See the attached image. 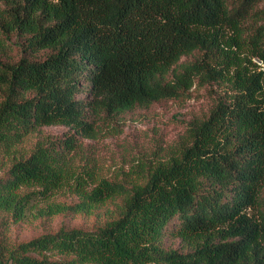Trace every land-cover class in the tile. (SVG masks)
Instances as JSON below:
<instances>
[{"label": "trees", "instance_id": "1", "mask_svg": "<svg viewBox=\"0 0 264 264\" xmlns=\"http://www.w3.org/2000/svg\"><path fill=\"white\" fill-rule=\"evenodd\" d=\"M263 3L0 0L2 221L119 201L104 226L5 246L0 264H264ZM195 83L220 93L179 148L140 181L102 177L84 141ZM51 126L66 130L18 150Z\"/></svg>", "mask_w": 264, "mask_h": 264}, {"label": "rangeland", "instance_id": "2", "mask_svg": "<svg viewBox=\"0 0 264 264\" xmlns=\"http://www.w3.org/2000/svg\"><path fill=\"white\" fill-rule=\"evenodd\" d=\"M260 6H264V3ZM261 24L264 25V21ZM186 59L191 60L192 57ZM219 93L220 88L215 84L200 86L195 83L186 98L161 101L145 109L136 108L122 113L116 118L120 134L92 143L84 141L91 145V155L97 159L101 176L121 180L126 184L140 181L157 161L165 160L179 148L187 125L193 120L206 117ZM65 130L62 126L42 127L17 148L27 154L43 136H60ZM4 172L0 171V177ZM118 202H109L89 215L58 214L29 218L18 223H4L0 214V248L60 228L97 229L115 217ZM163 243L169 248L181 250L177 239L166 238Z\"/></svg>", "mask_w": 264, "mask_h": 264}, {"label": "water", "instance_id": "3", "mask_svg": "<svg viewBox=\"0 0 264 264\" xmlns=\"http://www.w3.org/2000/svg\"><path fill=\"white\" fill-rule=\"evenodd\" d=\"M255 62L259 63L257 60H255Z\"/></svg>", "mask_w": 264, "mask_h": 264}, {"label": "built area", "instance_id": "4", "mask_svg": "<svg viewBox=\"0 0 264 264\" xmlns=\"http://www.w3.org/2000/svg\"><path fill=\"white\" fill-rule=\"evenodd\" d=\"M259 64V63H258Z\"/></svg>", "mask_w": 264, "mask_h": 264}]
</instances>
